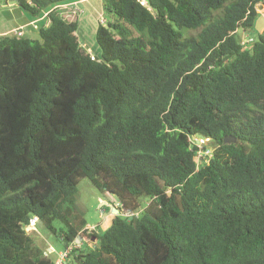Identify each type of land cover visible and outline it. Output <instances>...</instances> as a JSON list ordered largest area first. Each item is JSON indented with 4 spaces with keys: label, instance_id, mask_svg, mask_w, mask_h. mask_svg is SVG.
I'll list each match as a JSON object with an SVG mask.
<instances>
[{
    "label": "trees",
    "instance_id": "16d2710c",
    "mask_svg": "<svg viewBox=\"0 0 264 264\" xmlns=\"http://www.w3.org/2000/svg\"><path fill=\"white\" fill-rule=\"evenodd\" d=\"M147 3L102 0L98 54L57 8L39 39L0 35V264H57L33 217L64 264H264V0ZM84 178L121 211L100 232Z\"/></svg>",
    "mask_w": 264,
    "mask_h": 264
},
{
    "label": "rangeland",
    "instance_id": "374dc122",
    "mask_svg": "<svg viewBox=\"0 0 264 264\" xmlns=\"http://www.w3.org/2000/svg\"><path fill=\"white\" fill-rule=\"evenodd\" d=\"M64 6L65 4H61V6H51L40 16L30 17L25 12L17 9V7L11 0H0V35H12L15 33L16 29H22L25 34L24 36L32 39H39V28L42 26H46L47 24L49 25V11L52 10V8L56 7V10L59 12V14L64 16L69 21H71L72 18L78 16L77 14H79L78 18H80L81 16H86L88 14L87 13L86 15H84V12L87 11L85 7H81V9H83L82 11H80L71 9V7H68V5H66V7ZM258 8L262 15L258 23V29L259 31L264 32V5H259ZM96 9L99 11L100 16L98 15L99 17L95 18L91 25L93 36L99 22H101L102 24H106L108 20V17L104 15L103 8L100 7V4L98 6V2ZM90 14L91 13H89V15ZM25 17L27 18L29 25H27L24 21L25 24L21 23L23 25L22 27L14 29L15 26L20 23L19 21L25 19ZM32 28L33 30L37 31V33L35 31H32ZM83 33L85 34L84 31ZM248 33L249 35H253L254 37H256L255 31H250ZM240 34L243 35V32H241ZM79 35L82 37L81 31L79 32ZM247 38L248 36L244 35L243 41ZM92 40L90 41V43L88 42L89 45H93ZM248 47H251V44ZM88 51H92L90 47H88ZM102 201H107V204H102ZM75 203L85 215L89 226H95V230L97 232H100V230H104L110 225L112 218L116 215V212H112V209L117 206L118 202L117 198L113 195L103 196L92 185L91 181L88 178H84L80 181L79 190L75 197ZM55 226L58 229L63 227V225L59 222H56ZM35 229L36 230H34L31 235L36 246H38L45 252H48L50 248L53 247L55 251L48 255L52 259H54L57 264H64L65 260L67 259L65 251H67L68 255L69 252H71V247L69 249H66L64 243L58 238V236L47 230L43 224L38 223ZM78 243L80 242L78 241Z\"/></svg>",
    "mask_w": 264,
    "mask_h": 264
},
{
    "label": "crops",
    "instance_id": "0c3cea01",
    "mask_svg": "<svg viewBox=\"0 0 264 264\" xmlns=\"http://www.w3.org/2000/svg\"><path fill=\"white\" fill-rule=\"evenodd\" d=\"M97 2H98V6L100 4V7L103 8L102 7V0H97V1L96 0H69V1H66V3H64L65 4L64 7H66V5H68V7H71V9H78V8L81 9V7H85L87 9L88 12L87 11L84 12L85 13L84 15H86L87 13L88 14L86 16H81L79 18V31L78 32L81 31V34H82V37L80 36L81 41H83V43L87 44L88 47L91 48V50H92L91 52L92 53H97L98 54L99 51H100V49H99V47L96 44V30H95V33H94V36H93V34H92V26H91L92 23H93V20L95 18H97V17L100 16L99 11L96 9L97 8ZM9 5H11V4H9ZM89 13H91V14L89 15ZM77 15L79 16V14H77ZM261 17H262V15L259 17V19L257 21V24H256V29L258 31H259V29H258V23H259ZM24 21H25V23L27 25H29V22L27 21V18L25 17V19H22V20L19 21L20 23L17 26H15L14 29L22 27L23 25L21 23L25 24ZM32 31H35V30H33V28H32ZM83 31L85 32V34L83 33ZM35 32L37 33V31H35ZM259 32H261V31H259ZM246 35L248 36L249 34L246 33ZM91 40L93 41V45L90 44L91 45L90 46L88 44V42L90 43ZM101 203L102 204L103 203H106L107 204V201H102ZM112 212H115V209L114 208L112 209Z\"/></svg>",
    "mask_w": 264,
    "mask_h": 264
},
{
    "label": "built area",
    "instance_id": "2783aa9c",
    "mask_svg": "<svg viewBox=\"0 0 264 264\" xmlns=\"http://www.w3.org/2000/svg\"><path fill=\"white\" fill-rule=\"evenodd\" d=\"M143 5H148V3H147V0H139ZM76 10H80V11H82L80 8H78V9H76ZM15 34H18V35H20V36H22V35H24V32H23V30L22 29H16V31H15ZM248 42H252V38H250V37H248L247 39H245L244 40V43H248ZM84 46H86V45H84ZM94 58V57H93ZM201 142H203V141H201ZM206 144V143H205ZM210 152H206V154H209ZM37 222H38V218L37 217H33L32 219H31V222H30V224L27 226V228H26V230H27V232H29V233H32L34 230H36L35 228H36V226H37ZM91 230L93 229V228H90ZM55 250H54V248L53 247H51L50 248V250L48 251V252H46V255H50L52 252H54ZM65 253H67V252H65ZM66 255V254H65Z\"/></svg>",
    "mask_w": 264,
    "mask_h": 264
},
{
    "label": "water",
    "instance_id": "95a60500",
    "mask_svg": "<svg viewBox=\"0 0 264 264\" xmlns=\"http://www.w3.org/2000/svg\"><path fill=\"white\" fill-rule=\"evenodd\" d=\"M224 141H225L226 144H230V143L235 142L236 140H235V138L227 136ZM198 143H201V141H199ZM114 209H115L116 215H120L121 214V211L117 207H115ZM130 219H132V217Z\"/></svg>",
    "mask_w": 264,
    "mask_h": 264
}]
</instances>
